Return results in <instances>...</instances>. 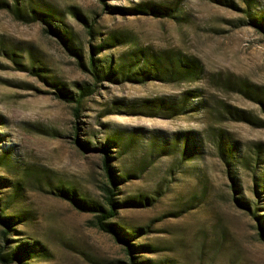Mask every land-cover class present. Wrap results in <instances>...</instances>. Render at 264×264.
<instances>
[{
    "label": "rangeland",
    "instance_id": "1",
    "mask_svg": "<svg viewBox=\"0 0 264 264\" xmlns=\"http://www.w3.org/2000/svg\"><path fill=\"white\" fill-rule=\"evenodd\" d=\"M143 3L170 7L175 18L129 11ZM18 7L28 16L0 9V216L15 218L8 236L0 226V252L27 243L29 264H132L122 244L91 226L94 210L63 196L107 210L108 185L117 202L111 221L144 247L134 264H264V34L251 23L264 18V0ZM35 11L60 22L32 21ZM55 25L68 41L53 35ZM139 50L178 53L202 72L172 83L117 76ZM91 57L99 80L88 70ZM57 87L91 89L78 116ZM182 103L183 114L169 118ZM231 107L251 122L230 120Z\"/></svg>",
    "mask_w": 264,
    "mask_h": 264
},
{
    "label": "trees",
    "instance_id": "2",
    "mask_svg": "<svg viewBox=\"0 0 264 264\" xmlns=\"http://www.w3.org/2000/svg\"><path fill=\"white\" fill-rule=\"evenodd\" d=\"M14 3L12 5H9L6 2L0 1V9L7 10L10 12L17 20H21L20 18H23L22 16H28L23 15L21 13L20 8L18 7L19 0H13ZM121 12H125L126 10H121ZM134 14H146L149 16H152L154 18H175L174 16V9L170 7H164L160 5H156L154 3H143L138 5L136 9L129 10ZM249 15V13H247ZM39 18L43 22H46L49 24V21H55V18L52 14L44 13L40 11H35L32 16V21ZM56 24L60 21H55ZM251 23L253 26H255L262 34H264V18L261 19H252ZM62 25V24H61ZM54 36L59 38L63 41H68L67 36L65 35L66 32L64 30L60 29L59 27H56L55 29L51 30ZM89 35L92 34L91 30L87 31ZM68 50L72 51L70 47H67ZM79 58V57H78ZM136 58V60H135ZM94 58L91 57V61L88 65V70L92 72V74L95 76L97 80L101 79L102 75H100L97 71L98 69L95 66ZM125 66V67H122ZM117 67L116 69V75L123 77L124 73L129 72L131 77H128L131 79V81H135L138 83H145L148 81H161V82H184V81H193L195 79H198L202 68L199 67L197 61L193 59H188L186 57H182L180 54L175 53H166L163 55H155L148 53L143 50H139L134 52L130 56V66L122 64ZM110 65L108 66V71L105 72V77H103L106 80H111V76L113 75V72L110 70ZM133 67L135 72L133 73ZM57 89V96L61 100L65 101L66 103L73 104L74 105V114L78 116L80 112V108L82 106L84 98L87 96V94H91L92 91L90 90H81L79 94H72L69 91L65 90L64 88H56ZM191 95L190 92L185 93V96ZM192 96H196L193 95ZM188 97H185V100ZM185 103V102H184ZM184 103L181 104V106L178 107H172L173 109L172 113H169V118L175 117L178 115L183 114L185 107ZM262 107L264 108V102H261ZM264 110V109H263ZM227 115L231 118L230 120L236 121V122H246L249 123V119H247L244 115V112L239 111L236 108H227L225 111ZM78 143L79 147H81L83 150L86 149L84 144H81L79 141H76ZM218 150L222 154L224 153V149L222 148L221 143L218 145ZM108 152V149L104 147L102 149V153L105 155ZM223 155V154H222ZM103 170L105 172V176L107 179V183L109 185H115L117 182L116 175H114L111 170L108 162L103 159ZM102 191L104 193V199L106 202V205L108 206V209L105 210L100 206H87L83 204L80 200L76 201L73 197H70L66 192L63 191L65 197H67L70 201H72L77 207L81 209L86 210H94V212L97 213V215L94 216V219L91 221V226L98 231L111 235L114 240L122 244L125 247L126 255L129 257V260L132 261V264H134V261L137 260L140 256H135L134 254L137 253V247L135 244H133L131 241V238L129 235L124 234L121 227L115 223L112 222L116 216V205L117 202L114 201L113 196L114 191H112L108 185H104L102 188ZM142 201H130L125 204H141ZM13 217H6V216H0V226L3 228L2 234L3 236H8L11 231V226H13ZM258 236L262 243H264V231L261 227H259ZM144 248V247H138V249ZM31 250H33V247L27 243H22L17 246V248L11 252V253H2L0 252V261L3 263H9V264H29L30 263V254Z\"/></svg>",
    "mask_w": 264,
    "mask_h": 264
}]
</instances>
